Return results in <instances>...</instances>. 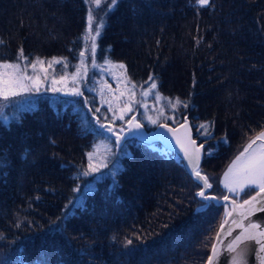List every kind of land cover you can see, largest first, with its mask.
<instances>
[{
    "label": "trees",
    "instance_id": "trees-1",
    "mask_svg": "<svg viewBox=\"0 0 264 264\" xmlns=\"http://www.w3.org/2000/svg\"><path fill=\"white\" fill-rule=\"evenodd\" d=\"M87 16V0H0V63H15L22 48L43 68L66 61L51 76L71 74L89 44ZM95 58L123 64L145 89L155 78L162 98L188 105L166 108L167 123L189 116L206 142L202 170L221 189L232 159L264 129V0H118ZM85 95L111 120L91 89ZM101 139L107 167L91 172ZM198 189L159 142L132 138L117 151L81 99L17 103L0 118V264H205L224 208L196 212Z\"/></svg>",
    "mask_w": 264,
    "mask_h": 264
},
{
    "label": "snow or ice",
    "instance_id": "snow-or-ice-1",
    "mask_svg": "<svg viewBox=\"0 0 264 264\" xmlns=\"http://www.w3.org/2000/svg\"><path fill=\"white\" fill-rule=\"evenodd\" d=\"M108 9L110 10L112 7L116 5L118 0H106ZM90 5H95L99 7L101 5V0H89ZM197 3L201 6L208 5L209 0H197ZM107 13L105 12V15ZM94 22L96 23V27H93ZM104 28V21L100 19L96 21V16H94V8L89 7L88 16H87V29L83 36V39L86 42H90V48L88 49L91 53L92 63L95 66V53H96V40L101 35V31ZM3 43V40H0V44ZM81 63L76 66L75 72L69 77L67 72L60 74L59 80L55 77L51 79V88L52 91H63L65 89L68 90V93L76 96H83V92L80 91L78 84L81 80L84 79V75L86 74L87 67L85 64V52H80ZM106 63L111 64V61H107ZM45 61L36 57L35 60H29L28 57L24 55L23 49L21 48L18 52L16 62L15 63H0V102H7L11 97H15L19 95L22 91H33L39 90V86L42 81L35 75L37 71L38 65H44ZM49 67L53 64H62L64 68H67L68 65L66 61L62 58H53L52 60L47 61ZM31 67L33 70V75L27 74L28 67ZM120 69L126 68L123 64L115 65ZM45 71V75L47 76V72ZM149 87L145 90L143 84L137 85L131 82L130 78L125 77V84L130 85L127 87V91L131 93V97L129 100L125 101V107L121 109V114L117 117L114 113L112 119H120L124 120L125 115L127 113L133 112V107L131 106L133 103H139L142 107L145 108V112L141 113L144 119L148 120L152 124H157L160 127H167V120L172 119L175 120L174 116H165L164 108H169L173 112L177 110L178 106H183L187 108L188 105L180 100V98H162L157 90L156 79L153 77H149ZM147 83V82H146ZM61 85V87H57V85ZM137 87L141 89V100L135 101V90ZM157 90V91H153ZM124 93H121L123 95ZM152 95L153 98L157 101L161 99H165L166 103L160 109H157L155 112V117L148 115V106L144 102V98ZM87 103V100H85ZM2 106V105H0ZM109 110H112V105L109 103ZM99 111V109H96ZM107 119V117H105ZM99 122V119L97 120ZM130 129H139L143 125L136 119V116L133 115L127 121ZM104 127V125H101ZM184 128V135L187 138V143L181 140L180 136L177 134L179 129L175 128H167L168 132L172 133L176 136V142L180 144L181 148L184 151V155L188 160V163L191 165V171L193 172L196 180L203 182L204 188H211L212 185L208 182V177L201 174V170L199 168V160H200V149L196 147V141L191 139L189 135L190 129L187 127L186 122L181 125ZM202 129H207L209 125H200ZM109 132H113L112 128L107 129ZM121 131L123 129L121 128ZM207 134V133H206ZM116 136L115 143L117 145L120 144V141L123 139L119 135V133H114ZM259 142V143H258ZM255 146V147H254ZM202 147V146H201ZM105 151H109V149H105ZM27 155V154H26ZM95 156V152L89 153V165L88 168L91 172L99 171L100 167H107V161L101 160L99 164L93 165L91 163L93 157ZM82 175H88L89 171H83ZM224 187L228 189L229 192L234 193L239 196L242 193H245V189L247 188L250 191L257 190V195L252 196L251 199H246L243 201V204L239 207H243L244 205H249L248 212L251 213L252 210L264 211V197H260V193L264 192V131L259 132L244 148L243 152L238 155L231 166L228 168L227 172L224 174ZM199 197L202 198L203 201H209L215 199V197H209L205 195V192L201 190L197 193ZM260 197V199H257ZM224 200H228V196L223 197ZM259 204V208L256 209L255 205ZM236 208V202L233 201V210ZM228 215H231L230 213ZM246 218L244 213H239L236 218H233L231 225L227 229L226 234H232V225L237 228H240L241 231L238 235H236L232 241L227 245V248L230 252H237V249L244 241L255 240L257 244L260 245V252L264 253V229H261L259 224L253 223L251 221L248 222L247 226L244 224V219ZM227 223V221H225ZM260 229L259 231H256ZM219 240V236L217 237ZM129 244L132 243L131 240L128 241ZM245 254V249H241L237 252V256L233 258L234 264H243V257ZM218 255V249L213 246L212 248V256L208 258V264H213V258Z\"/></svg>",
    "mask_w": 264,
    "mask_h": 264
},
{
    "label": "rangeland",
    "instance_id": "rangeland-1",
    "mask_svg": "<svg viewBox=\"0 0 264 264\" xmlns=\"http://www.w3.org/2000/svg\"><path fill=\"white\" fill-rule=\"evenodd\" d=\"M103 2L104 1H101V5L99 7H96L95 5H90L89 0H87L88 10H89V7L94 8V16H96V21H99L100 19H103V21H104L105 16H106L105 12L107 13L109 10L108 6L106 4H103ZM93 27L94 28L96 27L95 22L93 24ZM98 38H97V40H98ZM97 40H96V45H97ZM89 48H90V42L88 44L87 51H85V64L87 67V71H86V74L84 75V79L81 80L78 84L80 91L83 92V96L71 95L68 93L67 89H65L63 91H58V92L52 91L51 79L54 76L53 75L51 76V74H49V72H48L49 66H45L46 68H43L41 65H38L35 75L38 76V78L42 81V83L39 86V90L38 91H36V90L22 91L19 95L15 96V97H11L10 100L7 102H0V105H2V106H0V118L2 116H4V113H7V114H8V112L10 113V110L13 107V105H15L17 103H20L23 101L34 100V99H38V98H40L41 100L47 101L49 98L57 96L59 94H65L71 98L81 99L83 101V104H84V97H86L85 90L88 88L91 89L92 92L97 95L99 101L101 102L100 107L105 106L107 108V110L109 111L110 116L113 117V115L115 113V115L118 117L121 114L120 110L125 107V101L129 100V98L131 97V93L126 90L127 87H130V85L125 84L124 73L122 71H120L117 67H115L113 64L106 63L107 61L98 62L95 58V66H93L91 53L88 50ZM96 49H97V47H96ZM95 55H96V53H95ZM2 63H4V62H2ZM80 63H81V58H80V62L78 65H80ZM44 70H46L47 76L45 75ZM75 70H76V68L74 69V72H75ZM27 72H28L27 73L28 75H33V70L28 71V69H27ZM74 72H72L71 74H68L69 77H71V75ZM56 79L59 80V78H56ZM107 79H109V80H107ZM57 87H61V85L58 84ZM121 93H124V94L121 95ZM135 93L136 94H135L134 100L140 101L141 100V89H140V87L136 88ZM86 99H87V97H86ZM165 101L166 100H164V99L157 101L153 98L152 95H149L148 97L144 98V102L148 106V115L155 117L156 110L163 107L166 103ZM87 102L89 104L88 99H87ZM109 103H111V105H112V110H109ZM131 106L133 107L134 110H133V112L127 113L125 115L124 120H120L118 118L114 119V120L112 118H111V120H102L99 118L100 122H102V123L103 122H111L115 125V129L117 131H120L121 128H123L125 126L126 122L130 119V117L133 116L135 112H138L137 118L142 123L144 120V122H147L149 124V126H151L150 128H154L155 126H157V124H152L148 120L143 118V116L141 115V112L144 113L145 108L142 107L139 103H133ZM99 110H100V108H99ZM165 110H166V107L164 108V112H165ZM95 114L98 115L97 112H95ZM6 118H8V116ZM106 142L107 141L105 139H103V140L101 139L99 146H97L96 150L100 152L101 156L98 159H97V156H95L94 160H98L97 161L98 164L101 160H103V154H102L101 150L103 149V147L106 148L108 146V142L107 143ZM114 143H115V141H114ZM246 143H245V145H246ZM230 166H231V163L226 168V170L223 172V174L220 178V185L222 186V189L219 188V184L217 183V181L215 179L213 180V179L209 178L211 185H212L210 192L217 195L218 197H223V196L227 195L226 192H228V189L224 187V174H225V172H227V170ZM252 192H253V190L249 192V190L246 188L245 193H248L247 195L242 193L241 195L237 196L234 193H231V192L230 193H231V197L235 198L238 201H242L245 198H247L248 196H250ZM223 208H224V213H223L221 222H222L224 216L229 211V206L227 204L223 205Z\"/></svg>",
    "mask_w": 264,
    "mask_h": 264
},
{
    "label": "water",
    "instance_id": "water-1",
    "mask_svg": "<svg viewBox=\"0 0 264 264\" xmlns=\"http://www.w3.org/2000/svg\"><path fill=\"white\" fill-rule=\"evenodd\" d=\"M86 97H84V105L85 108L88 110L90 116L94 120V124L96 125V128L99 131H103L104 133L108 134L113 138L114 141H116V136L114 133H119L123 139L120 141V144L117 145L116 143V150L119 151L122 145L129 139L135 138L141 142L144 143H154V142H159L165 147L166 149L178 153L185 165V168L188 172V174L200 185V189L196 192V195L198 192L203 190L205 192L206 196L209 197H215V199L209 200V201H203L201 197H198L200 201L203 203L200 204L199 206L196 207L195 211H203L208 208L210 203H214L216 205H228L229 206V211L227 214L224 216L222 222L220 223L217 233L215 235L214 241L212 243L211 249L209 256H212V248L215 246L218 249V255L213 258V264H234L233 258L237 256V252H239L241 249H245V254L243 257V264H264V253L260 252V245L257 244L255 240H248L244 241L240 247L237 249V252H230L227 248V245L232 241V239L238 235L241 231L240 228L235 227L232 225V234L227 235V229L231 225V222L233 218H236L239 213H244L246 218L244 219V224L247 226L248 222L251 221L253 223L259 224L261 226V229H264V211H259V210H252L251 213L249 214L248 209L249 205H244L242 208L239 207L240 205L243 204V201L246 199H251L252 196L257 195V190L252 193L250 196L245 198L242 201H238L235 198L231 197L229 194L225 195L228 196V200H224L223 197H218L217 195L210 193L211 188H204L203 187V182L202 181H197L193 172L191 171V165L188 163L187 158L184 155V151L181 148L180 144L176 142V136H174L172 133L168 132L167 128H175L179 129L178 135L180 136L181 140H183L185 143H187V138L184 135V128L181 127L182 124L186 122L187 127L190 129L189 135L191 136L192 140L196 141V147L200 149V160H199V168L201 170V174L204 176L208 177V182L211 184L209 176L202 170V161L204 159V151H205V146L206 143H200V140L198 138H195L194 132H193V127L191 124V120L188 115H185L184 119L182 122L178 124H170L167 123V127H160V126H155L154 128L147 129L146 126L137 118L138 112H135L134 115L136 116V119L143 125L139 129H130L128 123L126 122L125 126L122 128L123 131H117L115 129V125L111 122H100V119L97 114L93 111L92 107L88 104V102H85ZM99 119V122L97 120ZM101 125H104V127H101ZM112 128L113 132H109L107 129ZM261 131H264L261 130ZM260 131V132H261ZM259 133V132H258ZM257 133V134H258ZM255 134L247 143L244 145L242 150L233 158L231 164L235 160V158L240 155L241 152H243L244 148L247 146V144L257 135ZM259 143V142H258ZM202 146V147H201ZM255 147V146H254ZM260 197H264V192L260 193ZM260 197H257V199H260ZM233 201L236 202V208L233 210ZM255 208H259V204L255 205ZM231 215H228V214ZM227 221V223L225 222ZM260 229H257L256 231H259ZM219 236V240L217 237ZM208 258L205 264H208Z\"/></svg>",
    "mask_w": 264,
    "mask_h": 264
},
{
    "label": "flooded vegetation",
    "instance_id": "flooded-vegetation-1",
    "mask_svg": "<svg viewBox=\"0 0 264 264\" xmlns=\"http://www.w3.org/2000/svg\"><path fill=\"white\" fill-rule=\"evenodd\" d=\"M255 190H253V192H254ZM227 193V192H226Z\"/></svg>",
    "mask_w": 264,
    "mask_h": 264
}]
</instances>
